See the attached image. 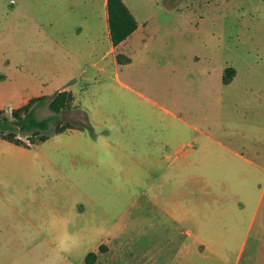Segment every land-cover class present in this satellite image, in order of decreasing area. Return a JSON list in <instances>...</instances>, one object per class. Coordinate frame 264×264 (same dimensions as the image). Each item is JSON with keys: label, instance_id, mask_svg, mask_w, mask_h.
<instances>
[{"label": "rangeland", "instance_id": "rangeland-1", "mask_svg": "<svg viewBox=\"0 0 264 264\" xmlns=\"http://www.w3.org/2000/svg\"><path fill=\"white\" fill-rule=\"evenodd\" d=\"M124 1L149 37L119 75L236 147L264 138V0ZM106 13L103 0H0V108L72 79L94 100L93 76L80 72L89 65L75 52L99 60ZM118 54L128 59L123 47ZM227 67L233 81L224 84ZM111 97L120 107L151 104ZM36 111L50 114L46 105ZM91 126L50 132L31 146L0 138V264H205L187 232L190 186L204 184L188 170L189 155L180 154V175L176 159L129 157Z\"/></svg>", "mask_w": 264, "mask_h": 264}, {"label": "crops", "instance_id": "crops-1", "mask_svg": "<svg viewBox=\"0 0 264 264\" xmlns=\"http://www.w3.org/2000/svg\"><path fill=\"white\" fill-rule=\"evenodd\" d=\"M103 4L106 6V0ZM78 30L80 33L81 27ZM148 31L145 23L137 22L136 29L114 46L108 23H105L102 43L106 44L99 60L86 51L75 52L83 65H89L90 72L88 66H81L80 72L93 76L94 100L87 101L84 93L75 89L74 79L64 88L73 93L75 104L87 110L91 124L99 130L98 135L106 143H111L110 139L115 137L130 152L129 157L176 159L172 166H176L180 174V154L189 155L188 170L193 176L204 177L203 185H192L189 191L188 213L192 225L187 232L194 241L195 255L207 264H264V138H258L252 145L241 142L236 147L213 137L206 127L189 122L171 105L150 99L130 84L127 76L119 75L121 68L134 62L138 47L147 46ZM121 47L128 59L118 61V48ZM110 68L112 75L108 73ZM73 73L71 71L70 75ZM120 92L135 98L136 102L145 100L151 104L145 108L130 104L120 107L111 97ZM151 121L158 122L149 125ZM188 130L201 133L203 137L200 141L194 138L186 141L188 135H182V131ZM4 264L14 262L9 259Z\"/></svg>", "mask_w": 264, "mask_h": 264}, {"label": "trees", "instance_id": "trees-1", "mask_svg": "<svg viewBox=\"0 0 264 264\" xmlns=\"http://www.w3.org/2000/svg\"><path fill=\"white\" fill-rule=\"evenodd\" d=\"M106 12L109 37L115 46L136 29L137 20L124 0H106ZM117 59H120L119 54ZM233 72V67L225 68L222 82H230ZM43 105L50 114L39 117L36 110ZM52 121L54 127L50 130ZM69 128L91 129L92 126L87 111L74 103L73 93L65 88L29 97L24 104L10 110L0 108V138L18 145L31 146L48 138L50 132ZM94 257L95 252L90 251L85 260L92 262Z\"/></svg>", "mask_w": 264, "mask_h": 264}, {"label": "clouds", "instance_id": "clouds-1", "mask_svg": "<svg viewBox=\"0 0 264 264\" xmlns=\"http://www.w3.org/2000/svg\"><path fill=\"white\" fill-rule=\"evenodd\" d=\"M60 247L63 251H69L67 245H66V242L65 240H61V243H60Z\"/></svg>", "mask_w": 264, "mask_h": 264}]
</instances>
